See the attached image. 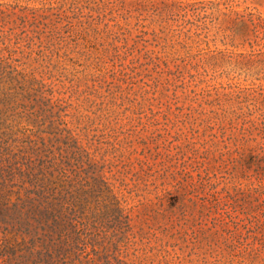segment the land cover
<instances>
[{
  "label": "rangeland",
  "instance_id": "obj_1",
  "mask_svg": "<svg viewBox=\"0 0 264 264\" xmlns=\"http://www.w3.org/2000/svg\"><path fill=\"white\" fill-rule=\"evenodd\" d=\"M0 264H264V0H0Z\"/></svg>",
  "mask_w": 264,
  "mask_h": 264
}]
</instances>
